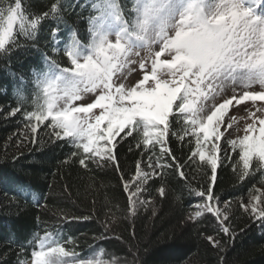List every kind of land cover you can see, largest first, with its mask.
I'll return each instance as SVG.
<instances>
[{
    "label": "snow or ice",
    "instance_id": "6c2138e0",
    "mask_svg": "<svg viewBox=\"0 0 264 264\" xmlns=\"http://www.w3.org/2000/svg\"><path fill=\"white\" fill-rule=\"evenodd\" d=\"M66 7L74 11L83 5L80 0H56L47 11L31 14L24 11L21 0L6 9L0 6V58L6 60L21 47L39 51L42 25L50 19L56 22L47 45L54 55L43 52V69H33V110L22 111L21 97L7 116L22 113L33 142L41 125L50 128L56 140L69 138L76 149L71 155L79 157L82 167L87 168L89 162L101 168L112 164L117 172L120 167L115 150L127 137L136 139L138 148L152 151L159 145L161 156H172L166 139L170 117L183 118V135H174L180 140L191 135L195 149L189 159L198 157L211 169L207 187L191 190L204 203L187 215L184 224L195 228L207 212L219 223L218 231L234 242L235 229L226 223L230 205L226 202L223 211L219 208L214 185L222 139L233 151L239 149L233 165L237 179L244 181L259 172L264 183V0H135L127 20L122 15L126 5L117 0H96L93 8L99 15L89 18V42L82 45L79 33L73 30L70 42L62 49L70 67L61 66L56 59L61 52L60 24ZM113 35L114 41L110 39ZM142 52L147 55L142 56ZM136 65L139 78L129 83L136 75ZM20 79L23 82V76ZM240 105H244L246 116L233 114L232 109L239 110ZM238 119L245 120L243 136L229 139V129ZM164 167L159 157L155 163L149 157L152 171L137 162L134 191L129 181H123L130 215L148 203L139 199L143 185L161 175L156 169ZM180 176L184 178L183 171ZM157 192L166 198L163 185ZM262 203L259 196L250 193L249 204L240 207L264 227ZM104 227L109 231L107 223ZM205 239L214 249L225 251L213 236L205 235ZM27 243L35 246L32 259L19 264H115L78 257L53 239V234H34ZM20 247L24 249L23 244ZM220 264H227V260L221 257Z\"/></svg>",
    "mask_w": 264,
    "mask_h": 264
},
{
    "label": "trees",
    "instance_id": "16d2710c",
    "mask_svg": "<svg viewBox=\"0 0 264 264\" xmlns=\"http://www.w3.org/2000/svg\"><path fill=\"white\" fill-rule=\"evenodd\" d=\"M21 2L24 11L31 14L47 11L56 0ZM117 2L127 6L122 7L127 20L135 0ZM15 3L16 0H0V6L5 9ZM94 3L96 0H80L83 7L74 11L64 9L58 44L61 52L56 56L61 66L70 67L62 51L70 42V31L79 33L82 45L89 42V18L96 16ZM55 26L51 19L42 25L39 51L21 47L11 60L0 58V264L4 261L19 264L30 259L35 246H29L27 241L34 234H53V239L79 257L90 258L103 249V259L115 264H220L221 257L227 264H264V227L240 207L242 203L249 204L250 193L264 201V183L260 182L259 172L244 181L237 179L233 165L238 160L239 149L228 148L220 157L214 185L219 208L223 211L226 202L230 205V220L226 223H231L236 232L232 242L218 231L219 223L207 212L195 228L191 223L184 224L187 215L204 203L191 190L207 187L211 169L198 157L189 159L195 149L191 135L183 140L174 135H183V118L170 117V134L166 139L172 156H161L159 145L152 151H146L143 146L138 148L137 140L127 137L115 150L120 167L117 172L112 164L101 168L89 162L87 168L82 167L79 157L71 155L76 149L68 142L69 138L56 140L51 129L41 125L33 142V133L25 126L27 121L22 113L7 116L21 97L24 98L22 111L33 110L36 92L33 69H43V52L54 55L47 45L50 30ZM149 157L153 163L159 157L165 167L156 169L162 174L143 185L139 199L148 203L138 206L136 214L130 215L123 181H129L130 190L134 191L136 182L132 178L137 162L146 171H152L148 168ZM161 185L166 188V198L157 192ZM260 206L264 207V203ZM82 217L88 219H77ZM105 223L109 225L107 232ZM205 235L221 241L225 251L214 249ZM22 244L24 249L20 247Z\"/></svg>",
    "mask_w": 264,
    "mask_h": 264
},
{
    "label": "rangeland",
    "instance_id": "374dc122",
    "mask_svg": "<svg viewBox=\"0 0 264 264\" xmlns=\"http://www.w3.org/2000/svg\"><path fill=\"white\" fill-rule=\"evenodd\" d=\"M95 11H96V10H95ZM96 13H98V12L96 11ZM98 15H99V13H98ZM110 39L114 41V40H115V36H114V35L111 36ZM141 55H142V56H146L147 53H146V52H142ZM133 59H138V58L133 57ZM136 69H137L136 75H134V76L132 77V79L129 81V83H132V82H134L135 79L139 78L140 73H139L138 65H136ZM248 103H250V102H248ZM258 103H259V102H258ZM243 109H244V105H240V106H239V110H237V109H232V112H233V114H235L237 117L246 116V115H247V112L244 111ZM81 115H82V114H81ZM244 126H245V120H243V119H238V120L233 124V129H235V128H239L240 131L237 132V131H233V129H229V131L232 132V135L229 137V139H236L237 137H242V136H243V131H242V129H243ZM225 135L227 136V133H225ZM220 147H221V151H220V153H219V156L221 157L222 155H224L225 153H227V150H228V148H229V145H228V143H227V140L222 139L221 142H220ZM198 159H199V158H198ZM38 250H39V249H38ZM78 257H79V256H78ZM90 258L103 259V257H102L101 254H100V255H95V256L90 257ZM31 259H32V257H31ZM31 259H30V260H27V261L30 262ZM103 260H104V259H103Z\"/></svg>",
    "mask_w": 264,
    "mask_h": 264
}]
</instances>
